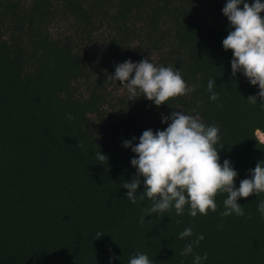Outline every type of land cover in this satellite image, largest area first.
I'll list each match as a JSON object with an SVG mask.
<instances>
[{
	"label": "trees",
	"instance_id": "1",
	"mask_svg": "<svg viewBox=\"0 0 264 264\" xmlns=\"http://www.w3.org/2000/svg\"><path fill=\"white\" fill-rule=\"evenodd\" d=\"M226 2L0 0V264H129L138 254L151 264H193L205 253L201 264H264L257 210L264 193L238 198L244 216L222 217L227 194L218 193L215 212L191 217L186 205L182 215L173 207L140 223L152 203L140 199L143 178L136 203L122 187L136 174V154L123 142L164 130L171 121L161 123L162 116L172 111L219 129L214 147L219 163L228 159L238 173L236 188L257 162L264 166V143L254 134L264 132V101L258 85L232 75V50L222 46L233 30ZM146 58L199 87L160 106L143 95L129 100L108 76L118 63ZM188 227L193 235L178 239Z\"/></svg>",
	"mask_w": 264,
	"mask_h": 264
},
{
	"label": "clouds",
	"instance_id": "2",
	"mask_svg": "<svg viewBox=\"0 0 264 264\" xmlns=\"http://www.w3.org/2000/svg\"><path fill=\"white\" fill-rule=\"evenodd\" d=\"M241 4L243 7H238ZM261 12H264V2L261 0H254L252 4L246 0H227L222 13L233 30L223 39L222 46L224 50H232V75L242 72L250 84L258 85V95L264 101V17L260 15ZM108 77L115 82L118 80L126 88L129 100L143 95L156 106L199 87L186 85L179 70L173 66H156L147 58L139 62L128 59L118 63L114 74ZM214 85V79L210 78L207 90L211 101L219 98L213 91ZM247 100L253 105L257 103L255 95H250ZM68 118H72L70 114ZM168 120L171 123L164 130L143 131L139 142L134 145L131 140L123 142V147H131V151L136 154L130 160L136 174L130 182L125 181L122 185L127 189L125 195L130 202H137L136 194L142 177L144 191L140 199L147 197L152 201L151 206L143 210L140 223L150 213L160 215L173 207L177 215H182L186 205L191 217H196L198 213L207 215L209 210L215 212L217 204L214 198L218 193L227 194L223 200L225 210L220 213L222 217L233 214L244 216L238 198L264 193V166L257 162L249 170L251 178L242 179L236 188L234 180L238 173L228 159L222 165L219 163L218 149L214 147L220 139L219 129L214 125L206 126L198 114L192 116L182 111H172L162 116L161 123ZM256 140L264 142V137H256ZM80 146L77 142V147ZM96 159L101 163L107 161V157L100 151L96 153ZM257 210L264 217V200L257 205ZM96 235L100 237L102 232ZM192 235L193 229L188 227L179 233L178 239ZM203 239L202 234L198 235L185 245L180 254H192L194 246L199 245ZM206 259L207 253L203 256L195 255L193 264H201ZM129 264H151V261L147 255L138 254L129 260Z\"/></svg>",
	"mask_w": 264,
	"mask_h": 264
},
{
	"label": "rangeland",
	"instance_id": "3",
	"mask_svg": "<svg viewBox=\"0 0 264 264\" xmlns=\"http://www.w3.org/2000/svg\"><path fill=\"white\" fill-rule=\"evenodd\" d=\"M254 134H255L256 137H264V132L262 130H260V129H256ZM260 143H264V142H260Z\"/></svg>",
	"mask_w": 264,
	"mask_h": 264
}]
</instances>
